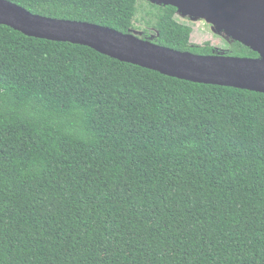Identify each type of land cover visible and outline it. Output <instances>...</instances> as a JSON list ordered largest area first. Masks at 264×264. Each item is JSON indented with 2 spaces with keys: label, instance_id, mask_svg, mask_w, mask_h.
<instances>
[{
  "label": "trees",
  "instance_id": "1",
  "mask_svg": "<svg viewBox=\"0 0 264 264\" xmlns=\"http://www.w3.org/2000/svg\"><path fill=\"white\" fill-rule=\"evenodd\" d=\"M8 1L131 35L143 8L155 44L214 54L174 7ZM0 82V264H264V94L6 26Z\"/></svg>",
  "mask_w": 264,
  "mask_h": 264
},
{
  "label": "water",
  "instance_id": "2",
  "mask_svg": "<svg viewBox=\"0 0 264 264\" xmlns=\"http://www.w3.org/2000/svg\"><path fill=\"white\" fill-rule=\"evenodd\" d=\"M205 19L257 58L196 55L86 22L35 15L0 0V26L26 37L88 47L104 56L182 81L264 94V0H148Z\"/></svg>",
  "mask_w": 264,
  "mask_h": 264
},
{
  "label": "rangeland",
  "instance_id": "3",
  "mask_svg": "<svg viewBox=\"0 0 264 264\" xmlns=\"http://www.w3.org/2000/svg\"><path fill=\"white\" fill-rule=\"evenodd\" d=\"M146 1L148 0H145V2ZM140 4L146 6V3L140 2ZM144 14L143 8H140L135 21L136 29L132 31V34L137 38L154 43L157 32L152 25H148L146 21L143 20ZM175 18L179 23L193 28V35L191 39L192 45L204 46L209 43L215 55L249 58L232 54V49L237 48L236 43L224 33L218 32L216 28L207 20L188 17L181 13H177Z\"/></svg>",
  "mask_w": 264,
  "mask_h": 264
},
{
  "label": "built area",
  "instance_id": "4",
  "mask_svg": "<svg viewBox=\"0 0 264 264\" xmlns=\"http://www.w3.org/2000/svg\"><path fill=\"white\" fill-rule=\"evenodd\" d=\"M0 84H1V82H0Z\"/></svg>",
  "mask_w": 264,
  "mask_h": 264
},
{
  "label": "bare ground",
  "instance_id": "5",
  "mask_svg": "<svg viewBox=\"0 0 264 264\" xmlns=\"http://www.w3.org/2000/svg\"><path fill=\"white\" fill-rule=\"evenodd\" d=\"M211 24V23H210Z\"/></svg>",
  "mask_w": 264,
  "mask_h": 264
}]
</instances>
